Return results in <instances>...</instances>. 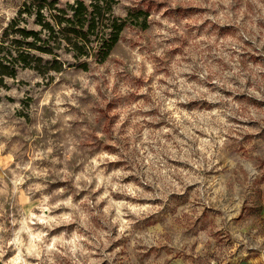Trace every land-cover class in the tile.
Returning a JSON list of instances; mask_svg holds the SVG:
<instances>
[{"label": "rangeland", "instance_id": "rangeland-1", "mask_svg": "<svg viewBox=\"0 0 264 264\" xmlns=\"http://www.w3.org/2000/svg\"><path fill=\"white\" fill-rule=\"evenodd\" d=\"M132 9L103 64L1 92L0 264H264V0Z\"/></svg>", "mask_w": 264, "mask_h": 264}, {"label": "trees", "instance_id": "trees-1", "mask_svg": "<svg viewBox=\"0 0 264 264\" xmlns=\"http://www.w3.org/2000/svg\"><path fill=\"white\" fill-rule=\"evenodd\" d=\"M119 0H26L0 34V102L8 80L29 70L41 77L68 69L87 72L103 64L122 31L147 28V12L132 9L122 18L113 10Z\"/></svg>", "mask_w": 264, "mask_h": 264}]
</instances>
